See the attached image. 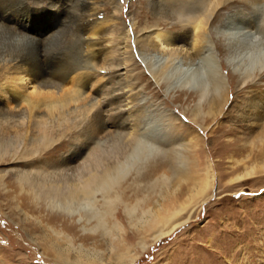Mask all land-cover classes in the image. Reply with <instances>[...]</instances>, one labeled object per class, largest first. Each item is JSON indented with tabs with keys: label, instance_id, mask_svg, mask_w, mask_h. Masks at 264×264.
Wrapping results in <instances>:
<instances>
[{
	"label": "rangeland",
	"instance_id": "rangeland-1",
	"mask_svg": "<svg viewBox=\"0 0 264 264\" xmlns=\"http://www.w3.org/2000/svg\"><path fill=\"white\" fill-rule=\"evenodd\" d=\"M86 7L84 0H0V16L28 33L37 23L61 25L42 46L57 58L51 67H59L79 62ZM96 7L95 32L109 43L112 23L125 31L132 22H154L152 0H99ZM262 14L242 0L216 10L206 37L212 68L176 57L157 84L135 56L138 136L119 158L117 184L108 192L95 186L94 197L53 209L25 194L0 195V264H264V48L244 33H219L240 22L264 42ZM17 46L0 27V58ZM199 74V86L188 90L189 77ZM79 131L61 138L67 145L52 161L83 140Z\"/></svg>",
	"mask_w": 264,
	"mask_h": 264
},
{
	"label": "bare ground",
	"instance_id": "bare-ground-1",
	"mask_svg": "<svg viewBox=\"0 0 264 264\" xmlns=\"http://www.w3.org/2000/svg\"><path fill=\"white\" fill-rule=\"evenodd\" d=\"M242 1L257 14L263 13V1ZM84 2L87 7L82 14L83 27H78L77 33L81 57L78 63L59 67H51L50 61L56 56L42 46L58 35L61 25L53 29L44 22L37 23L34 27L38 30L28 33L20 22V26L6 23L8 14L0 16V27L18 40V46L0 58V195H11L13 199L25 194L53 209L60 203L94 197L98 193L95 186L106 185V191H110L120 178L119 158L135 145L138 136L134 114L137 88L131 68L134 57L141 58L142 66L157 84L176 57L190 65L209 63L212 68L207 59L212 46L206 44V37L216 10L227 0L179 4L152 0L153 24L142 28L132 22L124 31L116 30L117 24L112 23L110 43L102 32H95L99 0ZM115 17L114 13L109 21ZM246 29L240 22H230L219 33H244L254 43L259 41L254 46L264 48L259 35ZM200 77L201 74L191 75L186 88L198 87ZM89 112V124L80 130ZM78 131L83 140L69 139L68 144L77 141L73 151L61 162L52 161L56 152L67 145L61 138ZM41 153L44 159H39ZM10 180L14 181L12 186ZM156 221L157 218L152 223ZM174 225L159 232L156 239L171 232Z\"/></svg>",
	"mask_w": 264,
	"mask_h": 264
}]
</instances>
